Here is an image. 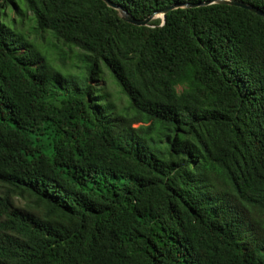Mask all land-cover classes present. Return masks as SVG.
Here are the masks:
<instances>
[{
    "label": "trees",
    "instance_id": "16d2710c",
    "mask_svg": "<svg viewBox=\"0 0 264 264\" xmlns=\"http://www.w3.org/2000/svg\"><path fill=\"white\" fill-rule=\"evenodd\" d=\"M110 1L143 20L209 0ZM161 24L0 0V264H264V17L218 3Z\"/></svg>",
    "mask_w": 264,
    "mask_h": 264
},
{
    "label": "rangeland",
    "instance_id": "374dc122",
    "mask_svg": "<svg viewBox=\"0 0 264 264\" xmlns=\"http://www.w3.org/2000/svg\"><path fill=\"white\" fill-rule=\"evenodd\" d=\"M24 30L29 35L31 40L36 38L37 40H35V42H39L38 39H40V36H38L36 34V32L33 28V24L25 23ZM43 35H44L45 40L55 42V40L52 38V36L49 33L44 32ZM48 48L43 49V47H42L43 51L44 52L47 51L49 53V57H50L51 54L54 53V50L51 48H49V49ZM63 51L67 55L66 59L64 61L65 62L64 68L69 69L70 72H79L80 67L83 66V64H84L83 60L81 59V56L83 55L84 52L82 53V51L80 52V50L78 51L76 49L73 50L72 52H70L67 47H64ZM54 62H55V65H61L60 61L58 59L54 60ZM86 66H87V63H86ZM101 69H102L101 77L104 80L103 84L107 88V90L111 93L113 101L120 107L125 106L126 105V98L120 93L119 88L117 86V83H116L115 79L113 78L111 72L107 69V67L104 63L101 64ZM178 89L180 90L179 87H178ZM17 204L23 206L25 204V202L24 201H18Z\"/></svg>",
    "mask_w": 264,
    "mask_h": 264
},
{
    "label": "water",
    "instance_id": "95a60500",
    "mask_svg": "<svg viewBox=\"0 0 264 264\" xmlns=\"http://www.w3.org/2000/svg\"><path fill=\"white\" fill-rule=\"evenodd\" d=\"M104 1L109 7L118 10L120 17L122 18V20H124L127 23H130L132 25H136V26H148L149 23L151 22V20L155 19V18H160L162 20V24L161 26L164 24L165 22V16L167 13H169L170 11L179 9V8H194V7H199V6H208V5H212V4H226V5H232V6H237L240 8H243L245 10H249L251 12L256 13L259 16L264 17V12L262 10H260L259 8L253 6V5H249L246 4L240 0H209V1H204V2H200V3H173L169 6H167L166 8L154 12L153 14H151L150 16H148L147 18L143 19V20H138L136 18H134L130 13H128L122 6L117 5L115 3H113L110 0H102Z\"/></svg>",
    "mask_w": 264,
    "mask_h": 264
}]
</instances>
